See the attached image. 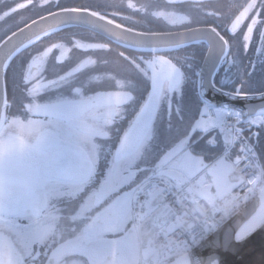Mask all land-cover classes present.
<instances>
[{"label": "snow or ice", "instance_id": "snow-or-ice-1", "mask_svg": "<svg viewBox=\"0 0 264 264\" xmlns=\"http://www.w3.org/2000/svg\"><path fill=\"white\" fill-rule=\"evenodd\" d=\"M235 8L233 18L204 0H12L0 11V264H223L197 250L220 247V232L228 250L264 230V152L253 143L264 142V103L240 109L207 95L264 101V75L253 79L257 60L245 65L240 56L255 45L264 68V0ZM30 9L37 19L16 18ZM193 9L203 16L192 18ZM48 21L50 30L32 31ZM153 24L195 39H171ZM80 27L89 34L34 48ZM116 29L128 51L93 59L112 49L85 40L112 41ZM124 35L131 42L121 43ZM190 44L200 49L189 52ZM225 64L236 71L217 81ZM189 96L195 111L186 115ZM20 178L27 187L14 189ZM257 195L260 207L250 213L243 201ZM65 200L62 215L57 203ZM153 234L161 238H143Z\"/></svg>", "mask_w": 264, "mask_h": 264}, {"label": "flooded vegetation", "instance_id": "flooded-vegetation-1", "mask_svg": "<svg viewBox=\"0 0 264 264\" xmlns=\"http://www.w3.org/2000/svg\"><path fill=\"white\" fill-rule=\"evenodd\" d=\"M15 2L20 3V2H24V0H15ZM65 2V6L68 7H75V6H81V5H97L103 2V0H64ZM113 3L116 4H120L121 2H123L126 6L127 0H112ZM134 3L137 4H142L145 2V0H133ZM204 3L207 7V9L209 11H217L219 12L222 16H227L229 14L233 15L234 18V14L237 13V10L235 8V5H239V4H243L246 3V0H204ZM8 6H12V0H3L2 3H0V11H3L6 9V7ZM53 11H55V9H53ZM107 11L109 13L116 11V12H120L121 15H131V12L129 11H124L123 9H119V8H109L107 9ZM40 15H47L46 11H43L40 13ZM19 16H25V17H31L32 19H37L35 13L30 9L27 11H21L17 14L18 18ZM203 16V13L198 12L197 10L193 9L192 10V18L194 19H198L200 17ZM109 19H112L113 17L111 15H109L108 17ZM134 19H139V17H134ZM215 19V17H208L207 20L209 23H211L213 20ZM29 23L31 22L30 20L28 21ZM116 22L119 24H124L126 27H133L134 25H132L130 22H126L120 18H116ZM250 22V20L248 21ZM206 24L200 23H193L190 27L192 28H198V27H206ZM21 27H23V25H21ZM152 30L156 31V32H171L173 33V36L171 37V39H175V40H184V41H191L193 39H195L194 34L186 31L184 28H167L164 27L161 24H153L151 25ZM245 30H246V24L244 25ZM261 27H264V25H262ZM143 29L137 28V31H142ZM70 32H78V33H86L89 34V30L84 28V27H80V28H71V29H65L64 32L61 33H57L56 35L48 38V39H44L41 40L40 42H38L34 48L37 50L42 51L44 47L49 46L51 43H55V42H60V37L64 36L66 33H70ZM116 34H120V30L116 29L115 30V34L113 35V39L112 41H108L107 39H103L101 37H97V39L95 40H85V43L88 42H95V43H108L110 48L112 49L110 52L107 50L104 51H97L94 54L90 53V55L92 56L93 59H115L117 53L121 52V51H125L127 52L128 49L121 47L120 43L116 42ZM223 34V33H222ZM257 36H258V32H257ZM227 38V37H226ZM122 43V42H121ZM161 46H164L163 44H161ZM254 47L255 45H253V49L250 50L248 53H244L243 51H241L240 56L242 57V63L247 65L249 63L250 59H256L257 60V68L255 69V75L253 77V79L259 83L260 77L262 75H264V68H262L259 65V61H258V57L255 56L254 53ZM193 49H200V45H196V44H190L187 51L191 52ZM31 51V50H30ZM203 51L206 52L207 51V46L205 45L203 47ZM59 53L56 52L54 53V55H58ZM137 55L139 53H136ZM78 53H72V56L75 57L77 56ZM54 58V57H53ZM84 59H86L87 57H82ZM231 68V72L225 71L224 69H229ZM236 71L235 68L231 67L230 65H223L220 72L217 75V81L220 80L221 77H225V76H231V73H234ZM237 83H239V81H237ZM8 91L9 94H11L12 92V87L11 85H8ZM208 98H216V99H220L219 101H213V103L216 104H225V105H230L232 107L237 108V102L241 101V100H234L231 99L227 96H223L220 93L217 92H213V91H209L208 92ZM179 98H177L178 100ZM185 104V112L186 115L190 114L188 113V109L191 108L192 111H195V103L192 100L191 96L187 97L184 101ZM176 107V103L173 104V108ZM13 113L19 114V108H13L12 109ZM253 131H255V129H253ZM253 143L256 147V151L258 153V155L261 152H264V142H257L256 140H253ZM69 202L68 201H63V202H59L57 203V207L60 208L62 210L61 214L62 215H67V211L66 208L68 207Z\"/></svg>", "mask_w": 264, "mask_h": 264}, {"label": "water", "instance_id": "water-1", "mask_svg": "<svg viewBox=\"0 0 264 264\" xmlns=\"http://www.w3.org/2000/svg\"><path fill=\"white\" fill-rule=\"evenodd\" d=\"M54 21H48L44 24H40L37 26L36 29L32 30L35 32V34H40L41 30L47 31L50 30L51 26L54 25ZM32 33H28V35H31ZM120 34H116V37ZM34 38V37H33ZM132 37L128 35H124L121 42L124 41L131 42ZM213 101H219L220 99L216 98H210ZM261 103H264V101L260 100L259 98H254L250 101L241 100L237 102V108L245 109L246 107L250 105H259ZM260 207L259 198L254 199L248 206L247 210L251 213L256 210H258ZM149 236H144L143 238L147 240L148 238H153ZM219 238L221 241V246L217 247L215 249L212 248H204V249H198V252H202L203 255L206 257L210 253H215L222 261L223 264H264V230H258L256 233H254L246 243L240 245L237 247L236 245H232L228 250H225L222 246L223 244V238L224 233L220 232ZM213 240L217 239V237L214 235L212 237Z\"/></svg>", "mask_w": 264, "mask_h": 264}, {"label": "clouds", "instance_id": "clouds-1", "mask_svg": "<svg viewBox=\"0 0 264 264\" xmlns=\"http://www.w3.org/2000/svg\"><path fill=\"white\" fill-rule=\"evenodd\" d=\"M12 187L14 189L17 187H19V188L27 187V181H26V179L20 178L12 185Z\"/></svg>", "mask_w": 264, "mask_h": 264}, {"label": "built area", "instance_id": "built-area-1", "mask_svg": "<svg viewBox=\"0 0 264 264\" xmlns=\"http://www.w3.org/2000/svg\"><path fill=\"white\" fill-rule=\"evenodd\" d=\"M238 191H241V193L243 192L242 189H238ZM254 198H255V197H254ZM254 198H252V199H250V200H245V201H243V206H246V204L250 203ZM156 231H158V230H155L154 233H155ZM160 238H161V237H157V236H155V234H154V238H153V239H160Z\"/></svg>", "mask_w": 264, "mask_h": 264}, {"label": "trees", "instance_id": "trees-1", "mask_svg": "<svg viewBox=\"0 0 264 264\" xmlns=\"http://www.w3.org/2000/svg\"><path fill=\"white\" fill-rule=\"evenodd\" d=\"M262 163H264V160H262Z\"/></svg>", "mask_w": 264, "mask_h": 264}, {"label": "rangeland", "instance_id": "rangeland-1", "mask_svg": "<svg viewBox=\"0 0 264 264\" xmlns=\"http://www.w3.org/2000/svg\"><path fill=\"white\" fill-rule=\"evenodd\" d=\"M261 163H262V160H261Z\"/></svg>", "mask_w": 264, "mask_h": 264}]
</instances>
